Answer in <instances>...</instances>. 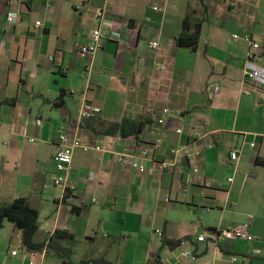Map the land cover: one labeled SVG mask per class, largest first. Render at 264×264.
<instances>
[{
  "label": "crops",
  "instance_id": "0c3cea01",
  "mask_svg": "<svg viewBox=\"0 0 264 264\" xmlns=\"http://www.w3.org/2000/svg\"><path fill=\"white\" fill-rule=\"evenodd\" d=\"M10 10L19 17L7 28ZM101 10L114 37L87 61L76 48ZM185 17L200 24L195 51L175 43ZM244 36L259 45L254 61L264 67V0H0V204L26 199L38 212L34 242L67 231L74 238L60 244L73 259L264 264V89L243 79L252 51ZM83 106L100 112L79 121ZM125 119L144 122L142 132L108 134ZM60 132L103 148L75 149L73 189L53 185ZM158 138L144 173L116 162L115 153L139 154ZM178 148L176 163L160 171ZM237 226L247 239L216 235ZM11 228L0 264L8 253L10 264H34L36 254L44 264L45 252H28Z\"/></svg>",
  "mask_w": 264,
  "mask_h": 264
},
{
  "label": "built area",
  "instance_id": "2783aa9c",
  "mask_svg": "<svg viewBox=\"0 0 264 264\" xmlns=\"http://www.w3.org/2000/svg\"><path fill=\"white\" fill-rule=\"evenodd\" d=\"M18 13L14 11H8L5 15V23L7 28H11L16 25L18 21ZM109 20L105 10H101L96 17V25L90 31L87 36L86 42L79 43L77 45V53L87 61H91L95 54L102 48L103 42L107 39H112L114 36L112 35L111 23L109 24ZM40 22H35L34 26L39 27ZM238 35H233V39H237ZM244 40L249 42L251 45L252 51L247 55V59L244 63L242 75L243 79L251 84H255L264 89V67L259 66L255 63V51L259 48V45L252 41L251 37L244 36ZM152 48L157 46V43L153 42L150 44ZM220 91V87L215 86L211 89L212 93H217ZM100 109L98 107H87L83 106L82 109L78 113L79 121L84 119H89L94 114H98ZM168 109L165 108L162 110V114H167ZM157 124H163V118L157 120ZM177 134L182 133V129L177 128ZM32 142V139L28 140ZM162 144V139L158 138L154 142L148 145L147 148L141 150L139 154H132L126 149L121 152L115 153L116 162L118 164H128L130 168L136 173L142 174L146 171V163L153 162V159L150 158V152L159 150ZM75 149H81L83 152H103V148L99 145H83L75 135H69L67 133L60 132L58 136V146L53 157V163L55 168V176L53 178V185L57 187H66L73 189L74 185L68 182L69 174L72 170V156ZM183 148L171 149L170 154L173 156L172 163L162 161L157 164L158 169L161 171L167 169L168 167L174 165L179 158V156L185 151ZM199 151L195 152H187L186 158L192 159L199 157ZM238 159V152L231 151L229 153V160L235 161ZM194 173L197 172V169L193 170ZM95 176L94 173L89 174V179H93ZM231 181V180H229ZM216 235L224 238H232V239H247L248 236L246 234V230L244 226H237L233 228H227L222 230H215ZM157 235H161L158 231H156ZM199 241H204V237H199ZM45 252V250L43 251ZM11 256L17 255V251L14 250L11 253ZM189 252H185L183 256H189ZM231 261H237V257H230ZM32 264V263H31Z\"/></svg>",
  "mask_w": 264,
  "mask_h": 264
},
{
  "label": "trees",
  "instance_id": "16d2710c",
  "mask_svg": "<svg viewBox=\"0 0 264 264\" xmlns=\"http://www.w3.org/2000/svg\"><path fill=\"white\" fill-rule=\"evenodd\" d=\"M192 30V31H190ZM200 24L194 23L188 25V17L184 18L183 26L180 34L175 40L179 47L189 48L192 51L197 49L199 39ZM59 102L54 104L60 105ZM145 123L142 121H134L125 119L119 124L110 125L108 134L118 133L121 137L140 134L143 130ZM75 208L72 207L71 211L76 214ZM5 222L11 223L14 227L18 228L21 232V246L28 252L41 253L45 250L46 256H56L61 260V264H112L104 259H82L75 261L72 258V252L61 246L60 241L72 240L74 236L67 231H55L45 243H35L34 236L39 228L38 212L30 207L29 202L24 198H18L7 204H0V230L3 228ZM186 239L176 242H168L170 247H178ZM148 264H163L161 258L157 254L152 263Z\"/></svg>",
  "mask_w": 264,
  "mask_h": 264
},
{
  "label": "rangeland",
  "instance_id": "374dc122",
  "mask_svg": "<svg viewBox=\"0 0 264 264\" xmlns=\"http://www.w3.org/2000/svg\"><path fill=\"white\" fill-rule=\"evenodd\" d=\"M211 86V83L208 85V88ZM221 92V91H220ZM236 180L239 179V176L237 175ZM12 228H11V223L9 222H6L5 224V227L4 229L0 232V252H4L5 253V247L2 249L4 243H2V240H4V238H7V237H10L12 236ZM3 254L0 255V260L2 261L3 259ZM22 256V253L20 252V255L19 257L15 258L17 261H21L20 257ZM8 257L7 260L5 261L4 264H10L9 261H10V256H9V253H8ZM40 255L39 254H36L34 256H31L28 258V261H32L34 264H39L40 262ZM75 261H79L77 259V257H75L74 259ZM27 261V262H28ZM44 264H61V260L59 258H57L56 256H53V255H50V256H47L44 260Z\"/></svg>",
  "mask_w": 264,
  "mask_h": 264
}]
</instances>
